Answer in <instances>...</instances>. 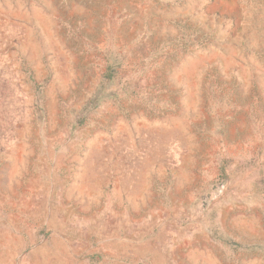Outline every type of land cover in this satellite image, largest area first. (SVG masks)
<instances>
[{"label": "rangeland", "instance_id": "rangeland-1", "mask_svg": "<svg viewBox=\"0 0 264 264\" xmlns=\"http://www.w3.org/2000/svg\"><path fill=\"white\" fill-rule=\"evenodd\" d=\"M0 264H264V0H0Z\"/></svg>", "mask_w": 264, "mask_h": 264}]
</instances>
